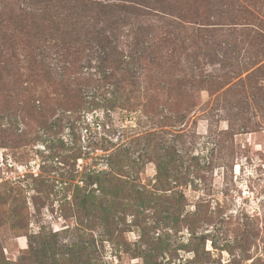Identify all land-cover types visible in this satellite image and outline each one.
I'll return each instance as SVG.
<instances>
[{"label":"rangeland","instance_id":"rangeland-1","mask_svg":"<svg viewBox=\"0 0 264 264\" xmlns=\"http://www.w3.org/2000/svg\"><path fill=\"white\" fill-rule=\"evenodd\" d=\"M224 35L212 38L216 48ZM205 52L191 60L218 72ZM19 54L0 82V264H264V74L219 97L202 90L192 106L155 93L153 104H93L98 87L87 78L102 76L99 61L49 79L28 75ZM224 104H233L235 133L217 145ZM148 134L158 162L144 156ZM114 170L147 199L87 184ZM177 170L186 183L173 179Z\"/></svg>","mask_w":264,"mask_h":264},{"label":"trees","instance_id":"trees-1","mask_svg":"<svg viewBox=\"0 0 264 264\" xmlns=\"http://www.w3.org/2000/svg\"><path fill=\"white\" fill-rule=\"evenodd\" d=\"M224 34V48H216L212 38ZM20 50L25 64L19 67L33 77L82 74L99 61L95 71L102 76L87 78L98 87L93 104H153L155 94H167L166 102L181 99L192 106L202 90L219 97L238 86L254 87L251 80L264 74V0H0L1 83L9 78L12 57L20 62ZM195 50H205L204 57L218 72L204 73L200 58L191 60ZM107 84L114 86L112 97L100 90ZM22 91L31 93L24 86ZM232 106L226 105L229 124L216 134L217 145L235 133ZM145 137L144 156L158 162L161 156L152 154L157 147L151 135ZM167 148L166 155L179 157L178 150ZM215 160L212 156L209 164ZM158 178L160 183L163 175ZM173 179L186 183V173L177 170ZM129 182L117 170L90 174L87 180L98 190L114 184L115 190L104 192L109 198L123 190L136 200L147 199L145 187L130 189ZM81 189L78 185L77 192ZM78 197L84 203L89 199ZM157 221L151 222L153 228Z\"/></svg>","mask_w":264,"mask_h":264}]
</instances>
